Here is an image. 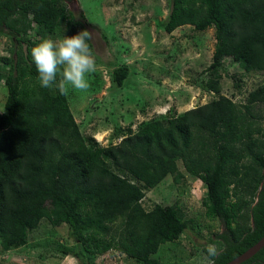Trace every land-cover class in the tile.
Segmentation results:
<instances>
[{"label": "trees", "instance_id": "16d2710c", "mask_svg": "<svg viewBox=\"0 0 264 264\" xmlns=\"http://www.w3.org/2000/svg\"><path fill=\"white\" fill-rule=\"evenodd\" d=\"M67 1L0 0V34L15 44L1 59L8 65L0 74L1 248L26 245L29 231L47 219L67 225L76 243L60 250L80 264H95L92 257L110 249L139 264H169L154 255L192 226L176 205L145 209L142 199L167 175L182 180L181 160L205 184L206 216L223 225L211 239L216 254L203 248L210 264L242 254L264 235V131L252 109L264 105V85L239 104L220 94V69L228 58L244 72L264 71V0H170L165 31L214 28L211 74L201 83L214 97L127 126L107 145L81 133L65 93L42 88L32 62V47L73 18ZM128 75V66H115L111 80L122 87ZM240 264H264V246Z\"/></svg>", "mask_w": 264, "mask_h": 264}, {"label": "rangeland", "instance_id": "374dc122", "mask_svg": "<svg viewBox=\"0 0 264 264\" xmlns=\"http://www.w3.org/2000/svg\"><path fill=\"white\" fill-rule=\"evenodd\" d=\"M66 4L73 18L49 39L62 38L64 30L68 36L90 32L88 42L95 60V70L88 75L90 87L80 91L67 86L65 92L85 137L101 145L116 144L127 126L135 130L140 122L168 113L180 115L213 99L214 94L201 85L211 74L207 67L215 45L213 27L198 31L185 24L165 31L170 0H69ZM13 48L12 38L0 34V74L8 69L1 59ZM121 65L128 66L129 75L118 87L111 73ZM220 75V94L239 104L249 91L264 85V71L244 72L228 58L222 60ZM4 76L0 79V112L6 99ZM252 109L264 131V105L257 103ZM177 165L184 178L175 183L167 175L157 186L145 188L142 206L176 205L192 227L176 242L163 245L154 257L169 264H210L203 248L216 247L211 239L223 225L205 214V184L188 174L181 160ZM68 230L64 223L52 226L42 219L29 231L26 245L9 250L0 245V264H80L60 250L62 245L71 249L76 243ZM92 260L95 264H139L115 249Z\"/></svg>", "mask_w": 264, "mask_h": 264}, {"label": "clouds", "instance_id": "9594fccd", "mask_svg": "<svg viewBox=\"0 0 264 264\" xmlns=\"http://www.w3.org/2000/svg\"><path fill=\"white\" fill-rule=\"evenodd\" d=\"M90 32L82 30L68 36L63 31V37L58 40L43 39L31 49L38 81L42 88L57 87L62 93L67 86L72 89L86 91L90 84L88 75L95 70V60L89 45ZM58 77L63 83L58 82ZM211 255L216 254V248L209 246Z\"/></svg>", "mask_w": 264, "mask_h": 264}, {"label": "water", "instance_id": "95a60500", "mask_svg": "<svg viewBox=\"0 0 264 264\" xmlns=\"http://www.w3.org/2000/svg\"><path fill=\"white\" fill-rule=\"evenodd\" d=\"M264 246V235L262 238L257 241L254 245L249 247L246 251H244L242 254L239 256L235 257L231 261L225 263V264H240L241 262L247 260L250 258L252 255H254L258 250H260Z\"/></svg>", "mask_w": 264, "mask_h": 264}]
</instances>
